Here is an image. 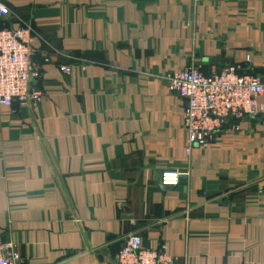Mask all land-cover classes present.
<instances>
[{
    "label": "crops",
    "instance_id": "obj_1",
    "mask_svg": "<svg viewBox=\"0 0 264 264\" xmlns=\"http://www.w3.org/2000/svg\"><path fill=\"white\" fill-rule=\"evenodd\" d=\"M0 1L1 27L32 26L42 93L0 110V241L20 264H114L130 233L176 264H264V114L187 155L164 79L264 80V0Z\"/></svg>",
    "mask_w": 264,
    "mask_h": 264
},
{
    "label": "built area",
    "instance_id": "obj_2",
    "mask_svg": "<svg viewBox=\"0 0 264 264\" xmlns=\"http://www.w3.org/2000/svg\"><path fill=\"white\" fill-rule=\"evenodd\" d=\"M9 8L0 1V19L9 14ZM33 29L0 26V110L24 108L41 100L37 85L39 67L32 60ZM250 60V56H247ZM63 74L69 73L61 66ZM170 92L185 97L183 124L187 133L185 152L191 154L194 146L206 147L231 119L240 120L264 114V80L251 74H241L234 65L206 74L198 66L170 71L165 76ZM136 233H130L114 264H176L168 254L166 243L146 248ZM22 257L15 242L0 241V264H20Z\"/></svg>",
    "mask_w": 264,
    "mask_h": 264
}]
</instances>
